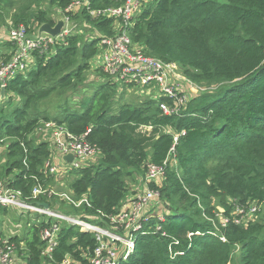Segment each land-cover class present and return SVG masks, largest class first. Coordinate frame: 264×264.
<instances>
[{
    "label": "trees",
    "instance_id": "16d2710c",
    "mask_svg": "<svg viewBox=\"0 0 264 264\" xmlns=\"http://www.w3.org/2000/svg\"><path fill=\"white\" fill-rule=\"evenodd\" d=\"M72 1L50 3L72 21L73 32L49 49L32 52L34 64L6 82L0 99V147L5 146L0 180L26 202L47 203L113 229L110 218L128 195V178L137 174L158 193L163 219L157 214L140 219L141 227L131 230L134 248L120 264H264V0L141 3L129 28L132 42L147 55L175 62L186 78L206 87L179 112L164 114L147 97L114 108L117 96L135 88L119 90L121 85L96 67L102 81L86 101L50 115L38 104L54 93L81 88L100 39L116 32L115 19L95 18L87 7L66 11ZM33 3L11 15L12 26L24 25L28 35L45 22L55 24L37 0ZM123 3L89 0V8ZM4 41L8 50L0 53V66L15 49L12 41ZM48 121L83 135L98 150L94 163L66 164L72 202L48 194L56 175L45 172L44 165L55 149L32 136ZM149 165L162 167L157 181H147ZM38 186L47 192L33 197ZM255 203L263 208L260 218L237 222L235 210ZM6 209L0 205V214ZM35 214L40 218L26 221L22 234L7 236L23 264H61L67 256L76 264H91L99 245L93 232L62 221L55 246L45 254L41 233L51 218Z\"/></svg>",
    "mask_w": 264,
    "mask_h": 264
},
{
    "label": "built area",
    "instance_id": "2783aa9c",
    "mask_svg": "<svg viewBox=\"0 0 264 264\" xmlns=\"http://www.w3.org/2000/svg\"><path fill=\"white\" fill-rule=\"evenodd\" d=\"M146 0H124V3L118 7L109 6L104 8H89V0H73L66 11H78L82 7H87L89 14L93 17H104L115 19L114 28L116 32L113 36H103L100 39L99 50L93 59V64L104 72L109 79L119 83L126 89L132 86L136 89V94L151 98L156 102L164 114H175L184 108L193 95L206 90V87L200 86L186 78L180 67L175 62H167L160 58L147 55L143 48L133 43L129 35L135 16L140 11L141 3ZM64 25L59 35L53 37L46 33L28 35L24 25L11 28L7 31V38L13 42L15 49L8 62L0 66V86L6 85L8 79L16 73L23 72L34 64L32 52L49 49L55 40L64 35L73 32L68 28L72 23L67 16H64ZM129 90V89H128ZM51 131L53 144L56 145L60 156L51 162V159L45 162V172L58 176L62 171H67L69 164L73 168L82 165L81 160H86L98 154L97 147L89 143L83 135L75 136L69 133L63 125H57L53 121L44 123ZM149 129V128H144ZM71 153L73 161L71 163L63 160L62 156ZM163 173L162 167L154 165L148 166L147 181H157ZM149 190V189H148ZM47 192L41 186L34 187L32 196L36 197L41 193ZM54 193L49 190L48 194ZM154 198L159 201V195L156 191L149 190L147 196L139 198V201H146ZM160 202V201H159ZM142 202H132L130 210L132 216L127 217L126 211L119 212L110 218L112 227H122L125 224L127 232L122 231L119 236L114 230L104 228L98 224L83 220L80 217L69 216L65 213L44 207L42 204L26 202L21 198L20 191L9 188L4 180H0V205L17 207L21 210L35 212L51 218L50 225L42 230L41 238L45 242V254H49L56 244V233L59 230L60 223L66 221L70 224H76L81 230H87L94 233L99 245L94 250V255L90 258L91 264H120L126 261L134 248V236L131 230L140 228V219L136 220L137 212L141 208ZM261 205L251 204L245 210L249 213H256ZM239 209V208H237ZM236 209V210H237ZM235 210V211H236ZM121 211V210H120ZM242 211L243 210H239ZM236 213V212H235ZM240 216L237 222L242 220V213H236ZM162 215V214H161ZM159 216L163 219V216ZM223 221H226L224 218ZM160 228V226L158 227ZM121 248H123L121 250ZM13 246L7 236L0 237V264H12ZM61 264H76L70 257H66Z\"/></svg>",
    "mask_w": 264,
    "mask_h": 264
},
{
    "label": "rangeland",
    "instance_id": "374dc122",
    "mask_svg": "<svg viewBox=\"0 0 264 264\" xmlns=\"http://www.w3.org/2000/svg\"><path fill=\"white\" fill-rule=\"evenodd\" d=\"M219 2H225V0H217ZM37 2L40 5V8L42 10H46L48 15L54 19L55 23L58 19H64V14L61 10H59L55 5H52L50 3V0H37ZM23 5H31L32 8L35 7V4L33 3V0H0V53L7 52L8 48L4 47L2 45V42H5L6 40L5 35L7 37V31L11 28H13V21L11 19L12 13H14L18 8H20ZM73 23H69L68 28L72 29ZM93 62L91 65V68L86 73V83L77 91H71L67 92L64 91V93L58 92L51 95L48 99L43 100L38 104V108L42 110L43 112H48V114L53 115L56 113H59V111L62 110V108H65L66 106L70 108H78L86 99L92 94L94 88L99 84V82L102 81V77L95 69ZM124 89L123 86H120L119 90ZM127 93L124 94L120 98V96H117L114 103V108L119 106L120 103L126 101V102H137L143 99L144 97L140 94H136L135 89L126 91ZM1 99V98H0ZM45 109V110H44ZM33 138L35 141H42L46 140L48 141L55 149V152L58 151L56 145L53 144V139L51 135V131L45 126L44 123L41 122L40 128L33 133ZM4 150L5 146L0 147V162L1 164L4 162ZM53 156V155H52ZM99 155H94L93 157L81 160L82 164H90L94 163L98 160ZM54 159L51 157V162H53ZM70 175L66 171H62L61 174L56 176L55 183L52 186L53 194L58 199H67L72 202V197L70 195V192L67 188L68 182L70 180ZM128 195L122 204V208L120 212H125L127 217L123 219L125 222V219L132 216V212L130 210V206L132 202H142L141 208L137 212V217L135 219L139 220L143 216H150V215H161L163 214V206H161L159 201H155L154 198H151L146 201H139V198H144L147 196L148 188L146 187L145 181L142 180L141 177L137 174H133L130 178H128ZM56 208L58 207V202L55 204ZM7 209L4 213L0 214V229L3 231L5 236H8L10 234H22L26 228L25 223L26 221H32L34 220L36 216L35 213H28L25 210H21L17 207H11L6 206ZM67 211H69L68 208H66ZM218 209L222 211V208L218 206ZM239 210H243L239 211ZM249 209L245 210L244 208H239L235 212L236 213H242V221L247 222L251 219L260 218V216L263 214V208L260 207L256 213L250 214ZM67 215L77 217L73 213H68ZM132 227L131 225L129 228ZM125 227V224L122 225V227H113L112 230H114L119 236H121V232L125 231L127 232V229ZM123 248H121L122 250ZM13 257H12V264H23V259L18 256L17 251H13Z\"/></svg>",
    "mask_w": 264,
    "mask_h": 264
},
{
    "label": "water",
    "instance_id": "95a60500",
    "mask_svg": "<svg viewBox=\"0 0 264 264\" xmlns=\"http://www.w3.org/2000/svg\"><path fill=\"white\" fill-rule=\"evenodd\" d=\"M63 25H64L63 19H58L54 25H51L50 23L45 22L39 26L38 34L40 35L41 33H46V34H49L55 37L60 34ZM4 92H5V87L1 86L0 87V98L1 99L4 97V94H5ZM62 158L68 163H71L73 161V155L71 153L63 155ZM43 206L46 208L49 207L47 203H43Z\"/></svg>",
    "mask_w": 264,
    "mask_h": 264
},
{
    "label": "crops",
    "instance_id": "0c3cea01",
    "mask_svg": "<svg viewBox=\"0 0 264 264\" xmlns=\"http://www.w3.org/2000/svg\"><path fill=\"white\" fill-rule=\"evenodd\" d=\"M5 38L8 39L5 35ZM53 157L55 158V160L60 156V153L57 151V152H53Z\"/></svg>",
    "mask_w": 264,
    "mask_h": 264
}]
</instances>
